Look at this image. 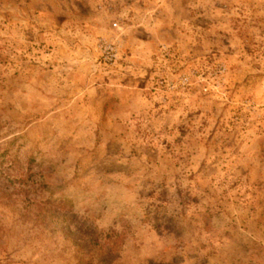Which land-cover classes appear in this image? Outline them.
I'll use <instances>...</instances> for the list:
<instances>
[{
  "label": "rangeland",
  "instance_id": "rangeland-1",
  "mask_svg": "<svg viewBox=\"0 0 264 264\" xmlns=\"http://www.w3.org/2000/svg\"><path fill=\"white\" fill-rule=\"evenodd\" d=\"M89 232L264 264V0H0V264Z\"/></svg>",
  "mask_w": 264,
  "mask_h": 264
},
{
  "label": "trees",
  "instance_id": "trees-1",
  "mask_svg": "<svg viewBox=\"0 0 264 264\" xmlns=\"http://www.w3.org/2000/svg\"><path fill=\"white\" fill-rule=\"evenodd\" d=\"M74 246L77 253L84 258L76 261V264H113L118 255L115 243L109 248L105 242L98 245L97 238L90 232L76 238Z\"/></svg>",
  "mask_w": 264,
  "mask_h": 264
},
{
  "label": "built area",
  "instance_id": "built-area-1",
  "mask_svg": "<svg viewBox=\"0 0 264 264\" xmlns=\"http://www.w3.org/2000/svg\"><path fill=\"white\" fill-rule=\"evenodd\" d=\"M109 54H110V56H111V59H112V58H115L114 55L112 54V49H110Z\"/></svg>",
  "mask_w": 264,
  "mask_h": 264
}]
</instances>
